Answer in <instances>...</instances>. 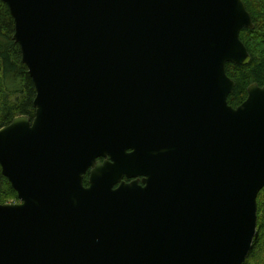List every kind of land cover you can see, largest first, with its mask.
Returning a JSON list of instances; mask_svg holds the SVG:
<instances>
[{
    "label": "water",
    "instance_id": "water-1",
    "mask_svg": "<svg viewBox=\"0 0 264 264\" xmlns=\"http://www.w3.org/2000/svg\"><path fill=\"white\" fill-rule=\"evenodd\" d=\"M0 1L36 89L34 118L0 129L19 199L0 203V264H245L264 86L229 105L227 65L251 62L244 2Z\"/></svg>",
    "mask_w": 264,
    "mask_h": 264
},
{
    "label": "trees",
    "instance_id": "trees-1",
    "mask_svg": "<svg viewBox=\"0 0 264 264\" xmlns=\"http://www.w3.org/2000/svg\"><path fill=\"white\" fill-rule=\"evenodd\" d=\"M242 1L255 28L244 29L240 35L251 62L245 66L227 65V75L235 83V89L228 98L229 105L234 108L245 102L251 85L264 86V0ZM14 34L15 22L9 7L0 1V129L18 116L26 115L33 119L36 112L33 105L36 89L22 63L21 49L13 40ZM18 201L17 192L0 174V203ZM245 264H264V189L258 197L257 235Z\"/></svg>",
    "mask_w": 264,
    "mask_h": 264
},
{
    "label": "flooded vegetation",
    "instance_id": "flooded-vegetation-1",
    "mask_svg": "<svg viewBox=\"0 0 264 264\" xmlns=\"http://www.w3.org/2000/svg\"><path fill=\"white\" fill-rule=\"evenodd\" d=\"M129 152H131V151H129ZM110 160H111V158H110ZM104 161H105L104 158H99L97 160V162H100V163H104ZM90 174H91V168L87 171L86 175L84 176L83 185H84L85 188H89L90 187V182H89ZM143 179H144L143 176H139V177L132 178V179L128 178L127 176H124L123 179H122V182H125V183L129 184V183H131V182H133L135 180H138L139 184L143 185ZM117 187H118V185L115 186V188H117Z\"/></svg>",
    "mask_w": 264,
    "mask_h": 264
}]
</instances>
